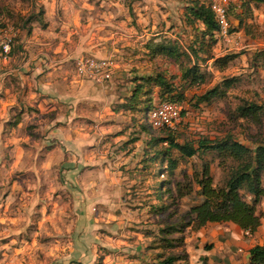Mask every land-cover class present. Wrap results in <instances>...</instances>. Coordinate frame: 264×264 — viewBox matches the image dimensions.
Listing matches in <instances>:
<instances>
[{
    "label": "rangeland",
    "instance_id": "1",
    "mask_svg": "<svg viewBox=\"0 0 264 264\" xmlns=\"http://www.w3.org/2000/svg\"><path fill=\"white\" fill-rule=\"evenodd\" d=\"M207 2L0 0V25L8 23L16 29L13 48L16 53H20V57L22 52L36 54L40 49V58H44L47 63L62 62L65 74L70 76L77 75L73 65L75 58L80 55H115L118 67L112 78L119 80V86L125 94L121 97L122 101L114 99L108 105L115 110H127L124 116L129 121L126 119L123 122L122 119L120 131L117 132L122 131L128 137L129 140L124 143L131 146L129 150H134L132 158L136 159L123 164L119 158L115 159V168L127 172V178L123 180L128 189H123L115 202L136 211L125 232L128 230L129 233L133 229L138 232L132 231L135 239L145 237L144 245L151 248L150 264H157L167 253L182 252L188 263H203L200 252L208 244L206 234L216 231L217 223L204 225L202 232L205 235H196L192 242L194 247L189 248L188 252L184 239L176 246L159 247L162 242L159 240L162 235L159 229L166 224L186 222L190 216L187 212L189 205L200 199L193 181L188 194L176 196L175 181L184 186L191 175L194 172L199 174L202 164L206 163L212 183L222 186L231 160L222 159L213 150L182 156L171 149L168 155L176 158L177 164L173 173L169 174L165 168V155L161 153L165 142L155 140L168 131L150 126L147 109L164 96L180 103L176 129L170 132L178 142L195 144L197 137L221 138L229 134L250 146L258 142L264 144V116L258 123H253L234 113V107L240 99L255 101L264 110V59L253 56L254 52L264 47V9L255 13L251 8L252 1L248 4V0H241L238 7L229 10L230 31L238 35V43L233 44V38L214 35L213 39V35L209 36L208 33L200 35L203 25L193 19L191 14L188 15L187 6ZM258 3L256 5L259 6ZM238 8L240 11H237ZM38 12H41L42 20L46 22L45 26L30 19ZM250 40H254L251 48ZM157 42L174 44L176 52L172 55L155 50L154 44ZM198 42L202 44V49H198L194 55L189 46L196 48ZM229 52L239 53L220 69L214 65V57ZM191 64H196L202 72L201 81L188 83L186 77L180 76L183 67ZM156 73L164 77L170 90L163 92L162 86L144 79ZM230 76H235V81L224 88L223 95L204 101L197 99L198 95L219 84L223 77ZM134 84H141V87L130 98ZM37 118V115H28L22 119L24 123L18 129L11 131L5 124L0 130V264H70L76 261L72 253L76 249L74 241L78 234L83 239L84 230L90 234V227L78 228L75 225L76 219L81 217L78 211L80 191L68 181L66 168L56 166L40 169L42 167L38 159L43 155L40 141L45 139V132L40 133L36 129L32 130L31 125H24ZM32 125L38 126L35 123ZM127 126L130 128L127 129ZM59 134L60 139L56 140H60L61 150L70 151L68 140ZM71 152L75 151L71 149ZM124 165L126 168H123ZM261 184L264 187V170L261 172ZM239 192L245 200L251 201V195L243 188ZM100 199L98 197L95 203H100ZM255 213L259 219L263 217L264 223V196H260L255 203ZM191 229L194 228L185 227L184 233L189 236ZM92 231L93 234L102 232L99 226H94ZM262 232L264 234V229ZM171 235L176 236L178 233ZM92 239L94 241L95 238L92 236ZM95 240L97 242L94 244L88 242L85 245L87 250H98L88 264H100L102 253L105 252L101 248L102 241L99 238ZM124 253L131 256L126 251ZM132 254L134 256V251ZM77 262L80 264V261ZM178 263L184 261L179 260ZM139 264H148V261Z\"/></svg>",
    "mask_w": 264,
    "mask_h": 264
},
{
    "label": "crops",
    "instance_id": "2",
    "mask_svg": "<svg viewBox=\"0 0 264 264\" xmlns=\"http://www.w3.org/2000/svg\"><path fill=\"white\" fill-rule=\"evenodd\" d=\"M257 3H251L255 13L264 9V2L258 3L259 6ZM253 43L254 40H250V48ZM38 53L40 49L36 54L22 52L20 57V53L12 48L6 60L0 59V130L5 124L11 131L18 129L23 125L24 117L37 115L36 120L24 125H31L32 130L36 129L40 133L45 132V139L40 141L43 155L37 158L42 167L40 169L56 166L66 168L67 180L80 191L78 211L82 218L78 217L75 225L78 228L90 227L89 235L84 230V239L78 234L74 241L77 244L72 253L74 260L88 264L97 249L94 246L95 249L87 250L85 245L88 242L94 244L97 242L95 239L99 238L102 241L101 248L105 249L100 264H139L142 261L150 264L151 248L144 245L145 237L139 236L137 240L133 232H138L133 229V232H125V227L131 225L129 221L136 211L115 202L116 196L123 189L128 190L123 180L127 178V172L115 168V159L119 158L122 164L136 160L132 158L134 150L130 151L131 146L124 143L128 137L122 131L117 132L120 131L122 119L123 122L127 119L124 116L127 110H115L108 105L111 100H123L121 97L125 93H122L119 80L112 78L97 83L76 74L69 76L65 74L62 62L47 63ZM32 123L38 126L33 127ZM59 133L68 140L70 151L61 150V144L58 143L60 140H56L60 139ZM120 140L123 142L120 143ZM71 149L75 152H71ZM102 163L104 165L100 167ZM98 197L101 202L97 204L95 201H98ZM262 219L261 216L259 224L251 232L243 231L231 221H208L191 229L189 236L184 233V229L180 233H183L185 250L188 252L189 248L194 247L192 242L196 235H205L202 232L203 226L217 223V230L206 234L208 244L200 252L204 258L202 264H248V248L255 243L264 245ZM94 226L100 227L101 234H93ZM125 251L131 256L126 255ZM133 251L135 257L132 256Z\"/></svg>",
    "mask_w": 264,
    "mask_h": 264
},
{
    "label": "trees",
    "instance_id": "3",
    "mask_svg": "<svg viewBox=\"0 0 264 264\" xmlns=\"http://www.w3.org/2000/svg\"><path fill=\"white\" fill-rule=\"evenodd\" d=\"M253 3L262 2L264 0H248ZM241 4V3H240ZM233 8V7H232ZM235 10V9H234ZM188 15L195 20H199L203 28H201L200 35L206 33L214 39L216 24L213 19L212 12L205 4H192L187 6ZM187 18V17H186ZM30 19H35L41 22L42 26L46 22L42 20L41 12ZM240 21V18H238ZM201 39V38H200ZM203 42V40H202ZM192 53L195 55L198 49H202V44L198 42L196 48L189 46ZM154 49L163 51L167 54H174L176 46L174 44L155 43ZM239 52H229L216 56L213 58V63L219 69L226 65L228 61L237 56ZM254 58L264 59V47L253 53ZM181 77H186L188 83L201 81L203 78L202 72L197 69L196 64H191L183 67ZM146 81H152L156 85L162 86L161 91L170 90V87L164 77L160 73L153 76H145ZM235 81V76L223 77L219 84H215L211 88L204 91L197 96L198 100H208L213 96H221L224 94V88L231 85ZM222 85V87H220ZM141 84H134L133 91L130 98H133ZM171 96V95H169ZM163 98H170L164 96ZM162 99V98H159ZM174 99V98H170ZM234 113L237 117L248 118L253 123H258L260 118L264 116L262 105L252 100L240 99L234 107ZM168 132L163 136H159L155 140L165 142L164 148L161 153L165 156L166 171L169 174L173 173V169L177 164L174 157L168 155L171 149L178 151L182 156H191L198 151L213 150L217 155L223 158H229L231 163L227 168L225 179L222 186H215L212 183V177L209 173V168L206 163L202 164L201 170L198 173L194 172L184 186H181L179 181L174 182V193L176 196H183L192 190L191 181L196 184V194L200 199L188 207L189 219L183 223H170L161 227L159 231L162 240L159 247H172L182 243V230L189 225L191 228H198L208 221H231L237 224L243 231H253L259 224L258 215L255 213V203L260 196H264V187L261 184V172L264 170V144L256 143L253 146L245 144L236 140L231 135L226 134L221 138L197 137L195 144L188 143L187 141L178 142L173 137L171 129L163 127ZM243 188L245 192L251 195V201L245 200L239 190ZM159 209H162L159 208ZM172 233H178L172 236ZM157 256L159 254L157 253ZM184 261L181 264H189L186 261L184 252L180 253H167L162 256L157 264H180L178 261ZM186 261V262H185ZM264 263V245L255 243L248 248V264H263ZM83 264V263H80Z\"/></svg>",
    "mask_w": 264,
    "mask_h": 264
},
{
    "label": "built area",
    "instance_id": "4",
    "mask_svg": "<svg viewBox=\"0 0 264 264\" xmlns=\"http://www.w3.org/2000/svg\"><path fill=\"white\" fill-rule=\"evenodd\" d=\"M241 0H208L216 24L215 35L233 38L237 44V32L230 31L231 22L228 12L232 7H238ZM16 29L13 25L5 23L0 25V59L6 60L14 45ZM118 67L115 55L104 56L84 54L75 58L74 70L78 76L91 79L97 83H104L112 79ZM181 105L175 99H158L147 109V121L151 127L174 130L180 117ZM248 232L247 230H244ZM70 264H79L73 261Z\"/></svg>",
    "mask_w": 264,
    "mask_h": 264
}]
</instances>
